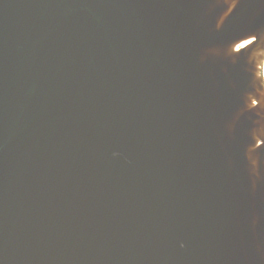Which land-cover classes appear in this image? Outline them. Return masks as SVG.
I'll list each match as a JSON object with an SVG mask.
<instances>
[{
	"label": "water",
	"instance_id": "water-1",
	"mask_svg": "<svg viewBox=\"0 0 264 264\" xmlns=\"http://www.w3.org/2000/svg\"><path fill=\"white\" fill-rule=\"evenodd\" d=\"M264 0H0V264H264Z\"/></svg>",
	"mask_w": 264,
	"mask_h": 264
},
{
	"label": "bare ground",
	"instance_id": "bare-ground-1",
	"mask_svg": "<svg viewBox=\"0 0 264 264\" xmlns=\"http://www.w3.org/2000/svg\"><path fill=\"white\" fill-rule=\"evenodd\" d=\"M263 78H264V61H263Z\"/></svg>",
	"mask_w": 264,
	"mask_h": 264
}]
</instances>
